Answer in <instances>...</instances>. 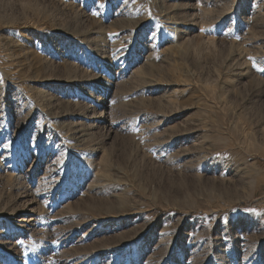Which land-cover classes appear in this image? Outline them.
<instances>
[{
    "label": "rangeland",
    "instance_id": "rangeland-1",
    "mask_svg": "<svg viewBox=\"0 0 264 264\" xmlns=\"http://www.w3.org/2000/svg\"><path fill=\"white\" fill-rule=\"evenodd\" d=\"M262 69L264 0H0V264H264Z\"/></svg>",
    "mask_w": 264,
    "mask_h": 264
},
{
    "label": "bare ground",
    "instance_id": "bare-ground-1",
    "mask_svg": "<svg viewBox=\"0 0 264 264\" xmlns=\"http://www.w3.org/2000/svg\"><path fill=\"white\" fill-rule=\"evenodd\" d=\"M125 5H127V4H125ZM133 5V4H132ZM234 5H235V3H234ZM259 5V4H258ZM129 6V5H128ZM257 6V5H256ZM126 8H127V6H125ZM132 7V6H131ZM133 7H134V5H133ZM199 7V6H198ZM255 7V6H254ZM130 7H128V9H129ZM138 8V7H137ZM191 9V8H190ZM260 9V8H259ZM262 9V8H261ZM130 10H133L134 11V9H130ZM136 10V9H135ZM178 10V9H177ZM253 10V9H252ZM255 10V9H254ZM127 11H129V10H127ZM126 11V12H127ZM174 11V10H173ZM225 11V10H224ZM121 12V11H120ZM130 12H132V11H130ZM260 12V11H259ZM259 12H257V13H259ZM129 13V12H128ZM127 13V14H128ZM133 13V12H132ZM199 13V12H198ZM261 13V12H260ZM129 14H131V13H129ZM262 14V13H261ZM132 15H134V14H132ZM168 16V15H167ZM131 17H133V16H131ZM166 17V16H165ZM162 18V17H161ZM130 19V18H129ZM130 20H132V19H130ZM134 20V19H133ZM122 21V20H121ZM178 24V23H177ZM257 26V25H256ZM262 26V25H261ZM246 28V27H245ZM254 28V27H253ZM169 29V28H168ZM249 29V28H248ZM251 29V28H250ZM254 30V29H253ZM254 31H256V30H254ZM227 32V31H226ZM228 34V33H227ZM230 34V33H229ZM253 34V33H252ZM243 38V37H242ZM241 38V39H242ZM201 39V38H200ZM229 39V38H228ZM240 39V38H239ZM232 40V39H231ZM226 41V40H225ZM233 41V40H232ZM179 42V41H178ZM177 42V43H178ZM245 42V41H244ZM252 42V41H251ZM116 43V42H115ZM228 43V42H227ZM246 43V42H245ZM185 45V44H184ZM234 45V44H233ZM250 45V44H249ZM114 46V45H113ZM151 46V45H150ZM172 46V45H171ZM152 47V46H151ZM234 47V46H233ZM239 47V46H238ZM168 48V47H167ZM185 48H186V46H185ZM113 49V48H112ZM115 49V48H114ZM182 49V48H181ZM238 49V48H237ZM159 50V49H158ZM235 50V49H234ZM111 51H114V50H111ZM155 51V50H154ZM238 51V50H237ZM118 52V51H117ZM258 52H260V51H258ZM238 53V52H237ZM113 54V53H112ZM241 54V53H240ZM66 56V55H65ZM241 56V55H240ZM165 57V56H164ZM147 59H149L148 57H146ZM246 58V57H245ZM251 58V57H250ZM116 59V58H115ZM249 59V58H248ZM158 60V59H157ZM234 60V59H233ZM251 60V59H250ZM148 61V60H147ZM146 61V62H147ZM150 61H152L151 60V58H150ZM253 62V61H252ZM255 63V62H254ZM149 64V63H148ZM154 64V63H153ZM246 68H248V67H246ZM252 68V67H251ZM247 71V70H246ZM252 71V70H251ZM253 72V71H252ZM133 73V72H132ZM153 73V72H152ZM250 73V72H249ZM134 75V74H133ZM132 76V75H131ZM254 76V75H253ZM139 78V77H138ZM244 78H246V77H244ZM248 78V77H247ZM11 84V83H10ZM16 85V84H15ZM16 87V86H15ZM18 90V89H17ZM42 95V94H41ZM25 96V95H24ZM43 100V99H42ZM26 106V105H25ZM22 108V107H21ZM1 115V114H0ZM130 115V114H129ZM1 117V116H0ZM1 124V123H0ZM83 124V123H82ZM154 124V123H153ZM157 125V124H156ZM94 126V125H93ZM37 127V126H36ZM40 129V128H39ZM145 129V128H144ZM148 129V128H147ZM34 141V140H33ZM49 144V143H48ZM47 145V144H46ZM57 159V158H56ZM64 161V160H63ZM81 161H83V160H81ZM88 161V160H87ZM59 164V163H58ZM61 165H62V163H61ZM88 165V164H87ZM56 167H57V165H55ZM59 166H60V164H59ZM53 169V168H52ZM50 173V172H49ZM53 173V172H52ZM16 177V176H15ZM50 177V176H49ZM55 177V176H54ZM15 179V178H14ZM53 179V178H52ZM21 180V179H20ZM48 180H50V179H48ZM102 181H104V179L102 178ZM59 182V181H58ZM105 182V181H104ZM52 185V184H51ZM95 185V184H94ZM98 186V185H97ZM100 186V185H99ZM49 187V186H48ZM100 189V188H99ZM107 190V189H106ZM92 191V190H91ZM101 191V190H100ZM119 197V196H118ZM28 220V219H27ZM27 220H25V219H22V220H20L19 222H21V223H26L27 222ZM37 221V220H36ZM132 228V227H131ZM116 236V235H115ZM222 239V238H221ZM91 252V251H90ZM93 252V251H92ZM248 259V258H247ZM246 259V260H247ZM243 261V260H242ZM248 262V261H247ZM21 263V262H20ZM246 263V262H245Z\"/></svg>",
    "mask_w": 264,
    "mask_h": 264
},
{
    "label": "snow or ice",
    "instance_id": "snow-or-ice-1",
    "mask_svg": "<svg viewBox=\"0 0 264 264\" xmlns=\"http://www.w3.org/2000/svg\"><path fill=\"white\" fill-rule=\"evenodd\" d=\"M262 70H264V69H262Z\"/></svg>",
    "mask_w": 264,
    "mask_h": 264
}]
</instances>
